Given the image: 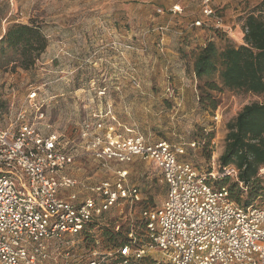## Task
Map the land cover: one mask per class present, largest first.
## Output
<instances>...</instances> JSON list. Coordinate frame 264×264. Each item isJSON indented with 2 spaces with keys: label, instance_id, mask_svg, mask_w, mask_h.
<instances>
[{
  "label": "rangeland",
  "instance_id": "obj_1",
  "mask_svg": "<svg viewBox=\"0 0 264 264\" xmlns=\"http://www.w3.org/2000/svg\"><path fill=\"white\" fill-rule=\"evenodd\" d=\"M260 1L218 0L213 7L221 24L208 30L192 26L195 20L214 24L202 16L201 0H0V36L10 25L32 24L48 40L31 70H0V128L29 122L44 133L60 135L66 151L74 156L69 175L90 186L123 169L128 184L140 192V202L113 208L91 225V233L70 238L78 254L88 253L93 247L89 237L100 239L103 229L119 225L124 231L130 221L139 225L141 211L158 208L167 193L160 170L148 161L106 167L94 161L80 138L81 124L94 120L109 105L126 129L150 142L181 144L183 159L195 169L218 170L226 124L243 106L264 104V94L221 89L211 93L217 102L211 110L199 102L192 62L196 50L208 41L219 48L226 43L242 45L244 19L257 14ZM173 7L179 12L172 13ZM159 27L165 30L158 31ZM211 81L218 82L216 76ZM30 90L36 91L32 103L27 99ZM103 90L104 95H99ZM38 108L44 115L41 121ZM234 182L233 176L226 184ZM245 198L243 193L242 201ZM254 203L264 205V197ZM61 262L58 257L48 264Z\"/></svg>",
  "mask_w": 264,
  "mask_h": 264
},
{
  "label": "built area",
  "instance_id": "obj_2",
  "mask_svg": "<svg viewBox=\"0 0 264 264\" xmlns=\"http://www.w3.org/2000/svg\"><path fill=\"white\" fill-rule=\"evenodd\" d=\"M217 1L201 0L202 16L214 24L195 20L193 27H220ZM27 99L34 102L36 91ZM79 133L86 153L103 167L135 159L152 163L167 188L162 204L141 211L137 226H113L121 233L113 246L104 247L102 236H87L93 247L80 255L70 238L91 233L113 208L140 202L139 189L128 184L123 169L85 186L67 173L74 156L60 135L29 122L0 128V264H48L58 257L61 264H264V205L236 203L218 184L235 177L233 169H195L183 159V145L148 141L121 125L109 105L84 121Z\"/></svg>",
  "mask_w": 264,
  "mask_h": 264
},
{
  "label": "trees",
  "instance_id": "obj_3",
  "mask_svg": "<svg viewBox=\"0 0 264 264\" xmlns=\"http://www.w3.org/2000/svg\"><path fill=\"white\" fill-rule=\"evenodd\" d=\"M256 12L244 19L242 45L226 43L219 48L208 41L196 50L192 72L199 83L201 105L208 104L215 110L217 102L211 93L221 89L254 96L264 94V0L260 1ZM47 46L48 40L39 27L32 24L8 26L0 36V70H31ZM214 76L218 82L211 81ZM226 130L218 172L233 169L236 176L231 185L226 184L229 177L218 184L226 186L234 202L249 206L256 198L264 197L260 177V171L264 169V104L254 102L243 106L226 124ZM243 193L246 194L244 201ZM113 226L102 230L106 247L113 246L116 237L121 236L113 231Z\"/></svg>",
  "mask_w": 264,
  "mask_h": 264
},
{
  "label": "snow or ice",
  "instance_id": "obj_4",
  "mask_svg": "<svg viewBox=\"0 0 264 264\" xmlns=\"http://www.w3.org/2000/svg\"><path fill=\"white\" fill-rule=\"evenodd\" d=\"M3 189H0V191H2Z\"/></svg>",
  "mask_w": 264,
  "mask_h": 264
},
{
  "label": "crops",
  "instance_id": "obj_5",
  "mask_svg": "<svg viewBox=\"0 0 264 264\" xmlns=\"http://www.w3.org/2000/svg\"><path fill=\"white\" fill-rule=\"evenodd\" d=\"M163 36V35H162ZM162 40H163V38H162Z\"/></svg>",
  "mask_w": 264,
  "mask_h": 264
}]
</instances>
